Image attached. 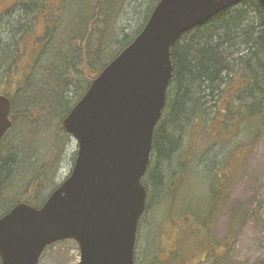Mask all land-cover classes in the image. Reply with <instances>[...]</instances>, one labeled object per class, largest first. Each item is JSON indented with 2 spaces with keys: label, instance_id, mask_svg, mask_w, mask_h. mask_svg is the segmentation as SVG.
<instances>
[{
  "label": "trees",
  "instance_id": "16d2710c",
  "mask_svg": "<svg viewBox=\"0 0 264 264\" xmlns=\"http://www.w3.org/2000/svg\"><path fill=\"white\" fill-rule=\"evenodd\" d=\"M68 1L20 0L15 7L20 17L6 42H0V94L10 99L13 120L0 141V217L20 201L45 203L56 167L53 159L38 157L34 126L56 118L57 136L68 135L62 120L101 70L133 40L159 0H152L145 23L134 35L123 34L116 26L127 0H81L75 18L66 22ZM39 21L44 23L41 33L35 26ZM172 62L173 77L143 178L147 208L154 205L149 199L156 191L171 208L177 205L176 214L190 215L201 224L189 222L179 233L174 227L164 228L169 241L158 240L144 263L197 264L198 256H211L217 264L215 246L220 244L212 240L210 224L231 183L220 175L221 168L227 163L235 167L229 176L233 180L264 127L262 7L256 0H247L183 34L172 46ZM188 126L192 129L185 146ZM244 129L252 132L249 140L238 141L216 162L211 157L212 202L207 215L201 220L193 210L183 212L181 190L190 180L194 162L205 165L202 156L210 147L229 144ZM223 243L227 245V240Z\"/></svg>",
  "mask_w": 264,
  "mask_h": 264
},
{
  "label": "water",
  "instance_id": "95a60500",
  "mask_svg": "<svg viewBox=\"0 0 264 264\" xmlns=\"http://www.w3.org/2000/svg\"><path fill=\"white\" fill-rule=\"evenodd\" d=\"M246 0H159L138 35L91 82L62 120L78 143L70 175L42 206L20 201L0 217V264H38L61 240L78 264H135L147 206L143 177L173 77L181 36ZM264 12V0H256ZM0 94V141L12 126Z\"/></svg>",
  "mask_w": 264,
  "mask_h": 264
},
{
  "label": "rangeland",
  "instance_id": "374dc122",
  "mask_svg": "<svg viewBox=\"0 0 264 264\" xmlns=\"http://www.w3.org/2000/svg\"><path fill=\"white\" fill-rule=\"evenodd\" d=\"M19 1L0 0L1 43L6 42L15 20L20 17L15 8L18 6ZM152 2V0H127L117 19L116 26L122 28L120 31L123 34L134 35V32L145 23L143 19ZM82 4L83 1L81 0L68 1L66 22L75 18L76 11H79L76 8H80ZM10 7H12V10L7 13ZM35 26H38L37 32L41 33L44 23L39 21ZM119 35H121V32ZM206 110H209V108ZM56 124V118H52L50 122L43 121V124L40 123L38 126H34L35 136L33 142L37 146L38 157L42 161L53 159L56 167L54 177L48 185L50 186L48 187L49 191H44L48 194L53 191V185L59 186L69 176L78 152L77 140L70 134L64 135L63 138L57 136ZM190 129H192L191 126L185 129L187 132L185 146L189 143ZM258 131L260 133L259 138L249 151L247 159L244 157V163L238 170L237 176L233 180L229 178L236 172V168H232L229 163L224 164L220 171V175L228 178L231 183L213 223L210 224L212 240L220 244L215 246L219 251L217 252L219 257V263L217 264H264V127ZM251 135L250 130L244 129L229 144L225 146H218L217 144L210 147L208 150L210 155L208 156L209 153L207 152L202 156L205 159V165L200 164L198 160L194 162L195 169L190 172V180L181 190L180 207L183 212L193 210L198 213L201 220L204 214L207 215L212 202L209 195L211 157H215V162L218 161L225 153L235 148L238 141L249 140ZM149 201L151 205H154L148 206L140 222L135 250V264H145L144 262L151 257L153 250H155L154 244L158 240L163 243L169 241L164 228L174 227L175 229H173L179 233V229H186L189 222L192 223L191 226L195 223L201 224V221L196 222L190 215L182 218L181 213L176 214L178 212L177 205L171 208L168 202L161 201L156 191H153ZM168 215H172V218H167ZM200 237L202 241L205 240L201 234ZM226 240L227 245L223 243ZM202 243H205V241ZM198 257L201 260L197 264H214L216 261L215 257L211 256ZM79 261L80 249L77 242L74 240H61L46 248L38 264H78Z\"/></svg>",
  "mask_w": 264,
  "mask_h": 264
}]
</instances>
